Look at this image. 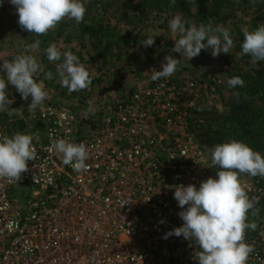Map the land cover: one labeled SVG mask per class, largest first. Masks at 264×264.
<instances>
[{
	"label": "built area",
	"instance_id": "built-area-1",
	"mask_svg": "<svg viewBox=\"0 0 264 264\" xmlns=\"http://www.w3.org/2000/svg\"><path fill=\"white\" fill-rule=\"evenodd\" d=\"M175 83L160 80L99 112L27 108L37 156L21 181L0 178V264H198L193 241L167 234L183 223L175 186L199 188L219 170L208 151L217 111L185 107L192 85ZM61 138L86 145L87 169L63 163L52 149ZM15 185L32 188L25 203L10 197ZM262 187L244 186L259 203ZM252 221L247 264H264V217L250 211Z\"/></svg>",
	"mask_w": 264,
	"mask_h": 264
},
{
	"label": "clouds",
	"instance_id": "clouds-1",
	"mask_svg": "<svg viewBox=\"0 0 264 264\" xmlns=\"http://www.w3.org/2000/svg\"><path fill=\"white\" fill-rule=\"evenodd\" d=\"M2 2L0 0V5ZM9 2L15 6L17 23L21 29L41 36L54 31L65 19L81 23L89 0ZM250 2L255 4L256 0ZM169 27L178 36L171 53H179L188 61L197 57L201 50L211 49L213 58L221 53L228 54L233 45L229 29L220 25H197L178 14L169 21ZM243 37L240 55L250 57L249 64L256 71L257 62H264V23L254 31L245 29ZM154 43L155 35H152L140 44L147 48ZM40 44L39 39L35 40L25 46V52L39 50ZM44 52L50 62L60 61L63 57V63L57 69L58 82L62 87L69 92H78L91 86L90 72L72 51L62 52L53 43ZM180 63V59L171 54L166 55L161 70L153 71L151 80L155 82L171 77L179 70ZM204 70L200 69L202 74ZM0 72L4 73L0 75V112H7L9 116L22 115L18 108L9 107L14 103L8 94L7 86L10 84L22 99L28 100L31 97V103L27 107L34 114L48 96L43 83H38L35 79L38 73L44 72L42 63L31 54L17 55L11 61L4 60L0 63ZM45 78L52 79L51 71L45 73ZM227 84L230 88L244 87L245 81L239 76H233L227 80ZM233 95L239 102L240 93L237 91ZM33 139V135L21 132L11 136L0 134V178L21 181L23 174L29 171L28 161H34L37 156ZM52 149L62 154L65 165H70L75 170L87 169L85 161L89 152L84 143L77 144L61 138L53 141ZM208 151L210 167L219 169L215 173L216 178H207L200 183L199 188L193 184L175 186L173 197L178 206L184 209L178 213L183 223L167 235L183 236L185 240L193 241L199 249L195 259L198 264H247L255 248L246 242V233L249 229L257 228L255 221L248 222V213L251 211L253 216L258 214L256 205L259 199L248 196L241 176L264 178V156L237 140L216 144Z\"/></svg>",
	"mask_w": 264,
	"mask_h": 264
},
{
	"label": "rangeland",
	"instance_id": "rangeland-1",
	"mask_svg": "<svg viewBox=\"0 0 264 264\" xmlns=\"http://www.w3.org/2000/svg\"><path fill=\"white\" fill-rule=\"evenodd\" d=\"M240 18L241 22L237 23L238 25L234 22H217L215 24V26L220 25L230 31L233 45L228 54L221 53L218 57L213 58L211 49L201 50L198 58L195 57L188 61L186 57H181L179 53H171V48L174 46L178 36L171 31L170 27L166 31L159 29L158 26L162 22L155 19L152 20L155 25L141 32L145 39L148 36L155 35L153 46L148 49L135 38H125L119 42V48L114 47L112 49L105 67L102 66L103 62L99 51L92 49L91 40L86 36H81L76 28H72L67 31L71 35L70 42L66 43L63 38H59L55 45L62 52L66 50L72 51L90 72L92 78L95 79L93 85L86 89L85 92L80 93V91L69 92L58 82L57 69L62 65L63 57L60 61L50 62L43 48L25 52V46L31 44L30 38L27 36L28 32L22 30L18 25L15 7H11V4H8L6 12H0V63L4 60L11 61L15 56L22 54H31L42 63L44 72L38 73L35 79L38 83H43L48 96L36 110L38 108L53 107L81 114L89 112L91 107V111L99 112L115 101L120 100L121 97L127 96L131 90L132 92H139L160 80H171L183 85H192L189 90L184 91L181 95L187 102L185 107L195 110L200 108L202 112H214L212 111L214 109L217 111L216 114H210L213 121L217 116H223V113L229 109V102L223 95L224 92L221 91V86L232 68L228 64L234 62L235 58L236 60L243 59L240 57V53L238 54L237 52L236 47L239 42L236 40L235 33L238 28L242 31L248 29L250 15L245 12L239 16ZM165 22L167 24L169 19ZM128 29L130 30L131 27H124L123 30L127 31ZM137 31L135 30V32ZM114 39L116 40V37ZM156 39L158 40L157 44ZM169 54L181 60L179 70L171 77L153 82L151 80L153 71L161 70L164 57ZM247 64H249V61ZM201 68L205 69L203 74L200 71ZM48 71H51L52 79L45 78V73ZM0 75H4V73L0 72ZM7 87L9 98L14 100V103L18 105V110L22 112V115L12 116H9L7 112H0V127L5 126V124L8 125L9 127H6V130L9 133L15 131L14 126L11 124L18 118L24 117L23 110L28 108V104L31 103V97L29 96L28 100H24L14 86L9 84ZM255 101L259 103L258 100ZM9 107L16 108L11 105ZM204 167L208 168L207 162ZM212 177L215 179L216 175L214 174ZM241 181L243 187L263 186L262 188H264V184H262L264 178L259 176L242 175ZM31 190L32 188L28 186L15 185L11 187L9 194L11 198L22 204V197L24 195L29 196ZM23 202L25 203V198Z\"/></svg>",
	"mask_w": 264,
	"mask_h": 264
},
{
	"label": "trees",
	"instance_id": "trees-1",
	"mask_svg": "<svg viewBox=\"0 0 264 264\" xmlns=\"http://www.w3.org/2000/svg\"><path fill=\"white\" fill-rule=\"evenodd\" d=\"M8 4H10L9 0H3L0 5L1 13L6 12ZM11 7L15 6L11 5ZM86 8L87 12L81 23L65 19L47 35L37 36L28 32L30 43L39 39L41 41L40 48L43 50L49 44H55L59 38H63L64 42L69 43L71 35L67 31L76 28L81 36H86L91 40L92 49L99 51L103 62L102 66L105 67L112 49L119 48L118 44L121 40L135 38L141 43L145 39L141 32L155 25L152 21L155 19L162 22L158 28L164 31L169 27V22L166 24L165 21L167 19L170 21L178 14L197 25L211 23L214 27L217 22H234L238 25L237 23L241 22L239 16L247 12V15H250L247 29L249 31H254L261 23H264V0H256L255 4L250 0H175V3H172V0H89ZM164 17L166 18L163 19ZM124 27H131V29L126 31L123 30ZM135 30L138 31L135 32ZM243 32L238 28L235 33L236 40L239 42L236 47L238 54L241 52ZM115 37L116 40H113ZM156 41L157 44L158 40L156 39ZM240 57L246 60H236L235 58L234 62L228 64L232 68L221 86V91L224 92L223 95L229 102V109L223 113V116H217L213 120L216 123L213 139L216 144L231 140L241 141L264 156V62L258 61L255 71L250 64H247L250 57L246 55H240ZM233 76L241 77L245 81V86L230 88L227 80ZM94 82L95 79L92 78L91 85ZM177 83H175L176 86H178ZM85 90H81L80 93ZM237 91L240 93L239 102L233 95ZM132 93L131 90L128 95ZM255 100H258L259 103ZM11 106L18 108L15 103ZM26 111L27 108L23 110L25 116H27ZM11 125L14 126L15 131L9 133L6 130V127L9 126L6 124L2 126L8 135L11 136L16 132L26 133L27 124L24 117L18 118ZM40 126L41 124L36 125L35 130H38ZM256 207L259 214L264 217V200Z\"/></svg>",
	"mask_w": 264,
	"mask_h": 264
}]
</instances>
